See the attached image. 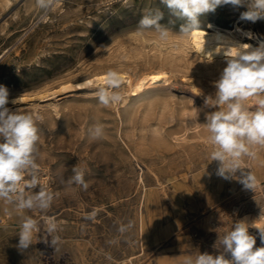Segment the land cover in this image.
Instances as JSON below:
<instances>
[{
  "label": "rangeland",
  "instance_id": "1",
  "mask_svg": "<svg viewBox=\"0 0 264 264\" xmlns=\"http://www.w3.org/2000/svg\"><path fill=\"white\" fill-rule=\"evenodd\" d=\"M245 10L220 5L198 16L199 27L239 24L264 38V20H241ZM144 18L156 24L142 27ZM189 24L163 0H0L5 107L31 116L38 137L32 164L14 190L0 195V264H130V258L131 264H196L205 254L232 257L223 241L238 218L264 205V185L243 189L248 153L213 158L222 149L207 127L214 113L227 110L217 103L216 87L225 67H183L179 59L192 55L181 30ZM108 72L173 78L141 95L122 82L94 81ZM241 104L249 112L258 108L252 98ZM244 143L250 152L253 144ZM41 193L50 197L44 208L36 199ZM29 200L31 207L21 206ZM28 220L34 229L24 248L19 241ZM252 237L260 247L262 239Z\"/></svg>",
  "mask_w": 264,
  "mask_h": 264
},
{
  "label": "clouds",
  "instance_id": "2",
  "mask_svg": "<svg viewBox=\"0 0 264 264\" xmlns=\"http://www.w3.org/2000/svg\"><path fill=\"white\" fill-rule=\"evenodd\" d=\"M168 8L177 14L186 17L190 24L182 28L184 33L195 31L199 27L198 16L215 9L220 5H232L234 8L245 7L247 10L240 14V19L255 23L264 20V0H163ZM156 24V20L144 18L142 27ZM166 36L165 32L161 33ZM248 37L251 39L252 34ZM220 51V49H217ZM227 66L224 68L220 80L217 82L218 100L223 105L227 103L226 111H218L209 118L208 131L211 141L219 145L222 151L213 153L214 159H224V154L239 158L242 154H250L244 140L249 144L264 145V43L253 48L249 44H237L225 49ZM110 85L119 84V79L114 73L108 74ZM252 98L258 105L254 112L244 110L241 101ZM100 99L103 103L109 102V96L102 93ZM118 95L111 96L117 101ZM234 101V102H230ZM9 102V93L6 87L0 86V135L5 142L0 143V195L15 189L21 180V170L32 164L31 153L34 142L38 139L37 129L33 119L27 115L9 114L5 107ZM99 130H97L98 132ZM235 166V165H234ZM223 175V170H221ZM75 179L80 182L82 177L77 174ZM255 178L248 175L242 182L245 187H252ZM40 207L48 206V199L44 193L37 198ZM23 206H32V201L25 202ZM52 225L49 231L53 230ZM34 221L28 220L23 225L20 234V246L27 248L32 242ZM264 240V231H261ZM55 243V241H53ZM226 248L234 258V264H264V247L254 248L255 239L249 235L245 223L236 225L223 241ZM196 264H228L223 257L201 255Z\"/></svg>",
  "mask_w": 264,
  "mask_h": 264
},
{
  "label": "bare ground",
  "instance_id": "3",
  "mask_svg": "<svg viewBox=\"0 0 264 264\" xmlns=\"http://www.w3.org/2000/svg\"><path fill=\"white\" fill-rule=\"evenodd\" d=\"M195 31L197 32L194 33V31L190 30L189 33L185 34V38H184V45L185 47L191 50L192 55L190 57H187V59L186 58L179 59V62L182 63L184 68L189 67L193 70L198 69L200 67L206 70L210 68L214 70H221L222 67L227 66L228 57L226 56L225 49H227L228 47L237 44H249L253 48H255L258 47L261 43H264V38H261L257 34H254L253 31H251L250 29H245L241 27L239 24H235L232 27H221L214 23H208L205 27H198ZM249 33L252 34L251 42L246 43L244 42V39L248 37ZM217 49H220V51H217ZM184 52L185 51H183V53ZM109 73H113V72L94 75L95 76L94 81L100 82L102 84H106V83L108 84ZM114 74L116 75V77H118L119 82H122V84L127 85V87H129L131 90H133L137 94L140 93L141 95L147 94L149 92L154 93L164 89L165 83H168L172 77V76H164V78H159L158 82H154L155 79L152 76L154 73H152L150 76H145L143 74L139 78H132L131 76L122 73L117 74V72ZM94 81L87 80L86 83L91 84V82ZM78 85L80 86L81 84ZM70 87L72 86H67L65 88L67 89ZM206 133L207 132H205V134ZM249 153H250L248 155L249 163L247 169L249 170L248 173L255 178L254 182H250V183H253V187L257 186L261 188L264 185V145L253 144ZM131 155L132 157H135V154H133V152H131ZM247 188L249 187H245L244 185L243 189L246 190ZM241 222L245 223V225L248 228V232H250V234L254 235L255 237L261 238V232L260 234H257V232L260 230L264 231V205H260L259 207H256L252 213H249L247 215L244 214L243 217L238 218L236 220V223L233 225L234 226L233 230H235L236 225ZM146 233L147 231L143 226V220H142L141 239L143 240V242ZM170 244L172 243L170 242ZM260 244H262V247H264V240H262ZM254 248H257V246ZM130 261L131 263H133L131 258ZM157 264H162V263L160 262Z\"/></svg>",
  "mask_w": 264,
  "mask_h": 264
},
{
  "label": "built area",
  "instance_id": "4",
  "mask_svg": "<svg viewBox=\"0 0 264 264\" xmlns=\"http://www.w3.org/2000/svg\"><path fill=\"white\" fill-rule=\"evenodd\" d=\"M260 247H262V244H260ZM227 261H228V264H234V258L233 257L228 258Z\"/></svg>",
  "mask_w": 264,
  "mask_h": 264
}]
</instances>
